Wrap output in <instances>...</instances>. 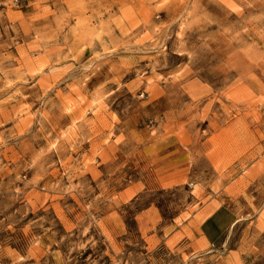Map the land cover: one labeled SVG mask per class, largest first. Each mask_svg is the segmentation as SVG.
Segmentation results:
<instances>
[{
    "label": "rangeland",
    "instance_id": "374dc122",
    "mask_svg": "<svg viewBox=\"0 0 264 264\" xmlns=\"http://www.w3.org/2000/svg\"><path fill=\"white\" fill-rule=\"evenodd\" d=\"M0 264H264V0H0Z\"/></svg>",
    "mask_w": 264,
    "mask_h": 264
}]
</instances>
